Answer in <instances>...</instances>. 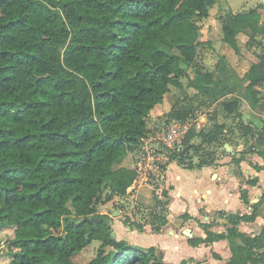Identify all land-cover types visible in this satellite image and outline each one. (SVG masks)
I'll use <instances>...</instances> for the list:
<instances>
[{
  "label": "trees",
  "instance_id": "1",
  "mask_svg": "<svg viewBox=\"0 0 264 264\" xmlns=\"http://www.w3.org/2000/svg\"><path fill=\"white\" fill-rule=\"evenodd\" d=\"M216 3L0 0V234L7 235L9 264H71L94 241L101 245L88 264H170L161 261L155 247L113 238L112 218L100 214L99 206L124 196L140 180L136 168L120 164L140 150L150 135L151 111L172 87L183 88L184 78L196 95L176 102L170 120H188L200 96L202 104L223 99L226 115L240 113L241 100H224L231 89L197 60L205 44L202 24ZM262 8L239 12L222 28V41L236 54H241L240 35L250 50L261 49L247 73L254 103V87L264 80ZM213 113L208 129L189 131L181 150L169 154L178 166L216 165L221 146L233 143L226 124ZM242 129L245 136L264 141V124L256 133L251 124ZM235 161L239 166L244 158ZM255 168L261 171L264 165ZM240 198L249 204V191L242 189ZM168 204L157 200L151 210L154 231L168 224ZM259 204L251 214L229 218L231 226L223 233L200 222L206 237H193L189 244L227 240L232 256L226 264H264V228L255 236L238 228L260 216Z\"/></svg>",
  "mask_w": 264,
  "mask_h": 264
},
{
  "label": "rangeland",
  "instance_id": "2",
  "mask_svg": "<svg viewBox=\"0 0 264 264\" xmlns=\"http://www.w3.org/2000/svg\"><path fill=\"white\" fill-rule=\"evenodd\" d=\"M220 1L223 3L226 9H237V11L241 12L253 8L258 2V0ZM230 4L232 5V7ZM262 5L263 8L260 11H262L261 13L264 21V3ZM222 13L223 11L219 10V8L217 7V9L213 13L212 18H219ZM201 39L205 41V44L204 46L199 48V55L197 58L198 62L202 64L207 71L215 72L217 79L221 80L223 84L227 85L231 89L232 94L224 98V100H229L232 97L239 98L241 100V107L239 111L240 113L234 115H226L221 106V101L223 99L217 103H209L208 101H205L202 104L200 101L202 99V96H200L199 99L195 101V106L197 108L195 114L189 117L188 119H191L194 122L195 132L200 131V129H198V124H203L204 120L206 121V127L204 128L205 130L211 126V116L214 114V111L218 113V122H224L226 124L228 130L226 136L233 143H226L224 147L221 146L218 151L217 164L216 166L214 165V167H217L218 165L222 166V164L225 163L231 167L233 172L238 171V168L240 169V165L237 166L238 164L235 160L243 156L244 161L242 162H247V164H244L246 173L243 172L241 174L242 179L239 188V181L232 177V171L229 172L226 169H224V171L222 172L223 180H218V183H223L224 185L228 186L230 190L233 191L234 194L232 196V204H234L236 200H238L236 196L240 191L239 199L243 206L241 209L237 210V212H230V214L236 213L235 216L237 214H243V210L244 212H246L247 209L248 211L246 213L251 214L254 210V206L262 202L259 204L258 208L260 216L257 217L254 222H259L257 223L256 227L260 230H263L264 225L262 226V224L264 223V170L258 171L255 168V165L259 163L264 164V155H262L264 154V141L259 140L257 136H245L243 134L244 132L242 129L243 124H251L252 128L254 129V133H256V130L258 128H263L264 124V80L262 81V83L254 87L256 90V96L258 98L257 102L254 103L249 99L248 87L251 83V79L249 80L247 76V73L252 63L258 62L257 53H260L261 49L255 47L254 49L250 50V48L246 46L242 35H240L238 37V40L240 44L241 54H236L234 50L222 43L220 27L218 25L212 26L209 24V22L206 24H202ZM189 72L190 77L193 78L195 76L193 70L190 69ZM189 80V78H184L182 80L183 88L181 89L172 87L171 91L166 95L165 100L151 111V115L148 118V127L150 130V134L154 135L156 133H163L164 131H166V129L174 122L173 120H170L168 116V113L171 111L174 104L179 100L185 99V97L187 96L194 97L196 95V90L191 88V86H188ZM194 142L196 144H199L201 140L199 138H196ZM250 146L255 147L258 152H250ZM181 148L178 151H180ZM137 151L127 155V157L122 161L120 165L131 168H135V166L137 167ZM243 151L248 153H245ZM250 156L253 159L247 160V157ZM195 160H197V158H195ZM169 163L170 165L168 166V168L165 169V172L162 173L164 178L156 179L153 176H149L147 178L141 177L140 182H137L136 184L131 186L124 196H117L114 198L113 201L99 206L100 214L104 213L109 214L111 216L112 229L115 234L116 231H118L117 223H120L118 224L124 234L123 236L128 242H130V244L140 246V238H143L144 240L147 239V241H150L153 238L155 239V237L158 238V236H155L153 234L148 235L146 238V235L142 236V234L139 233L149 234L152 232H157L153 230L154 226L151 223L154 222V219L153 215H151L150 212L156 206L157 200H160L162 202L170 201V191L173 189V186L171 185L172 181L168 183V179H170L168 174L169 170H173L171 176L173 178H175V176L180 172L182 174L188 172L187 174L190 175V180L188 181V183L191 186V190L193 189V187L196 186L201 191H205L206 188L210 185L213 186L210 177L206 173L204 176H202L198 173V169L186 170L181 166H177L178 164L175 160L170 159ZM185 177L186 176L183 175V179L180 182L186 184L187 182ZM256 178H258V182L255 186L248 184L250 180ZM244 188H247L250 191H255L253 196L249 195V204H245L240 198L241 190ZM164 191L168 192V198L164 196ZM188 203H190L188 204V209L191 211H195L196 215L188 220L181 218L182 215H179L172 220V222H177V224L181 226V243H179V248L175 251L174 255H176L177 257L184 256V258H187L188 256L194 257L203 255V251L198 252L199 248L188 245L191 247V249H188L183 243H189L188 240L192 239L193 237L197 238V236H199L198 232L201 231L205 233L204 236L206 237L207 232H205V230L200 226V222L211 223L212 227L210 229L212 231H214V228L217 227L218 229H220V231L226 232L227 227L231 225L229 219L231 217L228 212L216 211L213 213H209L206 212L203 207L199 208L198 210L197 197L193 200L189 199ZM180 206L183 207V204H176V207H174V209L172 210L173 213L171 214V216L176 213L182 212V207ZM222 206L226 207L223 202L218 201L217 203L212 204V206L210 207H212L213 209H218ZM166 208L167 212L170 215L169 204ZM185 211L186 210H184L183 212ZM188 222L189 225H186V223ZM139 224H143V226H145L143 232L138 230L137 225ZM190 233L192 234V237L189 236ZM6 236L7 235L4 232L0 234V240L2 242V246L0 247V264H9V262L11 261V255L7 249L5 242L7 239ZM116 239L119 240L117 238V235ZM100 245L101 242L94 241L86 249L82 250L79 254L74 256L71 259V264H88L92 259L97 256ZM109 249L110 248H108V250ZM207 255L208 253L206 254V256ZM213 256L218 257V255L215 253H213ZM199 260L200 264H205L207 261V259L204 257H201Z\"/></svg>",
  "mask_w": 264,
  "mask_h": 264
},
{
  "label": "crops",
  "instance_id": "3",
  "mask_svg": "<svg viewBox=\"0 0 264 264\" xmlns=\"http://www.w3.org/2000/svg\"><path fill=\"white\" fill-rule=\"evenodd\" d=\"M263 3H264V0H258L257 4L253 8H256L257 6L262 5ZM217 7L219 8V10H222L223 13L220 15L219 18L214 19L212 17H213V13L217 9ZM231 7H232V5H231ZM235 8H237V7H235ZM253 8H251V9H253ZM245 11H248V10H245ZM239 12H241V11H237V9H235V10L226 9L224 7L223 3L220 0H217V3L215 4V6L212 8V10L210 12V17L208 19H206L203 22V24H206L209 22V24L212 26L218 25L220 27L221 36H222V28L226 24L231 25L234 21V19L231 18V16H233ZM220 42H221V40H220ZM222 43L224 45H226L227 47H230L226 43H224L223 41H222ZM249 70H250V68H249ZM250 159H253V158L251 156L247 157V160H250ZM244 164H247V162H242L240 164V170L235 171V172H233L231 167L225 163L222 164V166L218 165L217 167H214V165H213V167L207 166V167H204L202 169H198V173L200 175L204 176L206 173L210 177L211 182L213 183V186L210 185L209 187L206 188L205 191H201L196 186L193 187L192 190L190 189L191 186L188 183V181L190 180L189 179L190 175L187 174L188 172L183 173V174L180 172L179 174H177L175 176V178H173V177H171L173 170H169L168 174H169L170 179H168V183L170 181H172L171 185L173 186L172 187L173 189L170 191V201H169L170 215H169L168 219L170 222H168V224L166 226H164L160 231H158L156 233H154V232L149 233V234L148 233H139V234H142V236L146 235V238L150 234L158 236V238L155 237V239L153 238L150 241H147V239L144 240L143 238H140V246L144 247V248L155 247L157 249L158 257L164 263L180 264L183 260H190L191 259L192 262H190L189 264H200L199 259L201 257H204L207 259L205 264H226L232 256L231 251H230V247H229V243L227 240L216 241L209 246H206V245L201 246L200 245V246L196 247V248H199L198 252L203 251L202 256H194V257L188 256L187 258H184V256L177 257L176 255H174L175 251L178 250V248H179V245H180L179 243H181V235H180V231H181L180 227L181 226H179L177 224V222H172V220L176 216L184 215V214H188L189 216L194 217L196 215L195 211H191L188 209L189 208L188 204H190L188 202H189V199L193 200L196 197H197V203L199 204V205L197 204V206H198L197 209L199 210V208L203 207L205 209V211L209 212V213H213L216 211H225V212H228V214H230V212H234V211L237 212V210L241 209L243 205L239 199L240 191L238 192V195L236 196V198H238V200H236V202L234 204H232V196L234 194L233 191L230 190L228 188V186L224 185L223 183H218V180L219 181L223 180L222 172L224 171V169L228 170L229 172L232 171V177L234 179H236L237 181H239V183H238V188H239L240 184H241V179H242L241 174L243 172H245ZM256 165L262 166L264 164L259 163ZM186 170H189V169H186ZM192 170H196V169H192ZM183 175L186 176L185 177L186 182H187L186 184L183 182H180L183 179ZM244 189H247V188H244ZM248 191H249V195L253 196L255 191H253V190H251V191L248 190ZM216 201L217 202L218 201L223 202V204H225L226 207L222 206L221 208H218V209H215V208L213 209L212 207H210V206H212V204L217 203ZM176 204H183V207L180 206V207H182V212L176 213L173 216H171V214L173 213L172 210L174 209V207H176ZM186 204H187V206H186ZM184 210H186V211L183 212ZM247 211H248V209H247ZM246 212H244V210H243V214H240V215L249 214ZM235 214H233L234 215L233 217H235ZM233 217H231V218H233ZM118 223H117L118 231H116L115 236L117 235V238L119 240L127 241L125 239V237L123 236L124 234H123V232L119 226L120 223L119 224ZM257 223H259V222H253V223L252 222H242L238 226V228L241 232H244V233L251 235V236H255V235H258L262 231L256 227ZM186 225H189V222L186 223ZM263 225H264V223L262 224V226ZM230 226L231 225H229L228 227H230ZM214 232L223 233V231H220V229H218L217 227L214 228ZM198 233H199V236H197V237L205 238V236H204L205 233L203 231L198 232ZM140 237H141V235H140ZM148 238H150V237H148ZM183 243L188 249H191V247L188 246V245H190L188 242H183ZM220 247H221V250H220ZM207 253H208V255H207L208 257L206 256ZM213 253L217 254L218 257L213 256Z\"/></svg>",
  "mask_w": 264,
  "mask_h": 264
},
{
  "label": "built area",
  "instance_id": "4",
  "mask_svg": "<svg viewBox=\"0 0 264 264\" xmlns=\"http://www.w3.org/2000/svg\"><path fill=\"white\" fill-rule=\"evenodd\" d=\"M198 127L200 130L204 129L206 121L204 120L201 125L198 124ZM191 130H194V122L191 119L184 122L174 121L163 133L150 134L142 139L137 167L135 166L140 178L149 176L156 179L164 178L162 173L170 165L169 154L183 146L185 136Z\"/></svg>",
  "mask_w": 264,
  "mask_h": 264
},
{
  "label": "water",
  "instance_id": "5",
  "mask_svg": "<svg viewBox=\"0 0 264 264\" xmlns=\"http://www.w3.org/2000/svg\"><path fill=\"white\" fill-rule=\"evenodd\" d=\"M234 215L233 214H230V217H233ZM86 222H91V223H95V222H98V219L97 218H85ZM192 237V234L190 233V235ZM112 237L116 239V236H115V233L112 234Z\"/></svg>",
  "mask_w": 264,
  "mask_h": 264
}]
</instances>
